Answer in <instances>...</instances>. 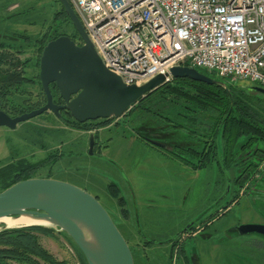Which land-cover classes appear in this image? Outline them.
Returning a JSON list of instances; mask_svg holds the SVG:
<instances>
[{
  "label": "rangeland",
  "instance_id": "374dc122",
  "mask_svg": "<svg viewBox=\"0 0 264 264\" xmlns=\"http://www.w3.org/2000/svg\"><path fill=\"white\" fill-rule=\"evenodd\" d=\"M61 11L58 0H0V43L12 47L11 53L21 62H29L24 73L31 82L14 89L0 105L13 117L45 104L38 66L42 41L55 31L67 36L75 33L71 22L58 18ZM231 86L264 112V95L252 96L248 90L259 85L240 81ZM138 116L135 112L124 118L108 135L131 134L142 123ZM1 129L2 142L9 141L10 155L0 161V169L14 160L35 163L50 153H60L59 161L46 166L35 178L69 183L98 198L127 240L135 264H264L263 252L256 250L261 243L264 246V238L242 235L239 230L243 224L264 223V173L242 189L235 182L240 166L224 162L221 134L217 159L209 167L196 170L173 158L167 149L140 138V145L125 150L123 157H115L112 148L104 152L108 163L100 162L99 149L90 154V138L65 126L52 113L22 123L16 130ZM110 184L119 186L121 196L130 202L125 199L127 209L133 211L135 238L128 236L107 205ZM5 228L0 223V231ZM53 229L52 237L39 235L42 246L60 262L81 264L61 232Z\"/></svg>",
  "mask_w": 264,
  "mask_h": 264
},
{
  "label": "trees",
  "instance_id": "16d2710c",
  "mask_svg": "<svg viewBox=\"0 0 264 264\" xmlns=\"http://www.w3.org/2000/svg\"><path fill=\"white\" fill-rule=\"evenodd\" d=\"M58 18L70 22L63 7ZM60 36L64 34L58 35L57 31L46 35L41 54L49 41ZM9 47L6 43H0V105L13 94L14 89L31 82L24 73L29 62H21ZM4 65L10 69L3 70L1 66ZM200 72L224 83L226 88L190 79H173L148 94L117 125L124 118L139 112L138 121L142 123L132 129V134L150 143V140L159 142L161 145L155 146L167 149L173 158L196 170L209 167L217 159V138L221 134L224 162L227 166H240L241 172L235 182L243 189L250 180L264 173V112L252 101L243 99L228 80ZM51 90L54 97H58L59 91L55 85L51 86ZM250 94L256 95L253 92ZM62 120L65 126L85 132H97L116 121L110 119L80 124L68 112H63ZM60 157V153L53 152L40 162L12 161L0 169L1 191L35 178L46 166L55 165ZM109 190L125 212V199L119 186L110 184ZM54 234V229L41 226L0 231V264H66L56 259L40 243L39 235L52 237ZM60 234L73 248L80 263L88 264L72 239L63 232Z\"/></svg>",
  "mask_w": 264,
  "mask_h": 264
},
{
  "label": "water",
  "instance_id": "95a60500",
  "mask_svg": "<svg viewBox=\"0 0 264 264\" xmlns=\"http://www.w3.org/2000/svg\"><path fill=\"white\" fill-rule=\"evenodd\" d=\"M58 1L83 46H78L66 35L49 41L43 48L39 64V80L46 104L16 117L0 110V128L16 130L20 124L45 113L61 119L64 111L80 124L120 120L148 94L166 83L167 75H158L141 86L126 85L105 67L69 1ZM170 75L174 79H190L226 88L224 83L190 67H174ZM52 85L57 87L63 105L54 102ZM248 90L264 95L262 87L251 86ZM90 143V154L93 155L95 134ZM20 217L44 221L49 226H34L56 228L68 235L88 264H135L127 240L107 209L98 198L77 186L53 179L32 178L2 191L0 220ZM7 229L18 228L3 230ZM239 230L242 235H264V225L244 224Z\"/></svg>",
  "mask_w": 264,
  "mask_h": 264
},
{
  "label": "built area",
  "instance_id": "2783aa9c",
  "mask_svg": "<svg viewBox=\"0 0 264 264\" xmlns=\"http://www.w3.org/2000/svg\"><path fill=\"white\" fill-rule=\"evenodd\" d=\"M105 67L141 86L174 67L264 88V0H68Z\"/></svg>",
  "mask_w": 264,
  "mask_h": 264
},
{
  "label": "crops",
  "instance_id": "0c3cea01",
  "mask_svg": "<svg viewBox=\"0 0 264 264\" xmlns=\"http://www.w3.org/2000/svg\"><path fill=\"white\" fill-rule=\"evenodd\" d=\"M107 126L104 128H100L97 132H85L79 131L82 136L89 137L91 139L92 135L95 134V142L96 146L94 148V152L96 153L95 149H99L100 153V162L108 163V161L104 160V152H109L112 148H115L114 156L120 158L124 156L125 150H131L135 144L140 145L139 137L134 134H117L116 136H109L108 133L115 127ZM2 129L0 128V161L6 160L10 155L9 141L7 139L2 142L1 135ZM103 149H107V151H102ZM9 151V152H8ZM187 165V164H186ZM120 188V187H119ZM121 189V188H120ZM108 195L111 196V199H106L107 205L112 209L114 216L116 217L119 225H121L124 230L127 232L130 238H135L134 231L136 230L133 224V211L129 208L127 209V204L130 203L127 197L125 196V212L122 211V208L119 206L116 198L111 194L108 186ZM94 195H98L97 193ZM145 203L141 202V206H144Z\"/></svg>",
  "mask_w": 264,
  "mask_h": 264
},
{
  "label": "flooded vegetation",
  "instance_id": "af4514ba",
  "mask_svg": "<svg viewBox=\"0 0 264 264\" xmlns=\"http://www.w3.org/2000/svg\"><path fill=\"white\" fill-rule=\"evenodd\" d=\"M78 46H83V41L81 40V38H80V36L78 35V33L76 32V30H75V33L73 34V35H71V36H69ZM44 93V92H43ZM46 98V97H45ZM53 98H54V102L57 104V105H63L64 104V102H63V100L60 98V96H59V93H58V97H54V95H53ZM59 99H61V100H59ZM45 104H46V101H45ZM44 104V105H45ZM43 105V106H44ZM43 106H41V107H43ZM40 107V108H41ZM37 110V109H36ZM33 111V110H32ZM31 112V111H30ZM64 112H66V111H64ZM28 113V112H27ZM24 114V113H23ZM62 114H63V112H62ZM16 117V116H15ZM62 119V118H61ZM121 120V119H120ZM119 120H116L115 122H112L109 126H111V125H114V127H116V126H119V125H117V122H118ZM116 123V124H115ZM95 133V132H94ZM151 142L153 141V142H155V143H157V144H159V142H157V141H154V140H150ZM159 145H161V144H159ZM95 146H96V142H95ZM95 148V147H94ZM263 172H264V169H263ZM254 224H258V225H264V223H254ZM244 225V224H243ZM256 235H258V236H260V237H262V238H264V235H261V234H256ZM256 250L257 251H262L263 252V255H264V246L262 245V243H261V245L260 246H257L256 247ZM255 252V251H254ZM258 253V252H257ZM254 257V256H253ZM264 257V256H263ZM255 258V257H254ZM258 262V261H257ZM256 261H254V263H257ZM259 263H261V262H259ZM259 263H257V264H259ZM192 264V263H191ZM195 264V263H194Z\"/></svg>",
  "mask_w": 264,
  "mask_h": 264
},
{
  "label": "bare ground",
  "instance_id": "6f19581e",
  "mask_svg": "<svg viewBox=\"0 0 264 264\" xmlns=\"http://www.w3.org/2000/svg\"><path fill=\"white\" fill-rule=\"evenodd\" d=\"M0 223L4 224L7 228H19V227H28L34 225L49 226L44 221L33 220L28 217H20L17 219L4 218L0 220Z\"/></svg>",
  "mask_w": 264,
  "mask_h": 264
}]
</instances>
